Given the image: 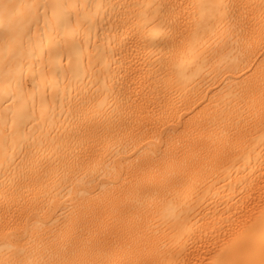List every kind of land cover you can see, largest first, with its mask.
Returning <instances> with one entry per match:
<instances>
[{
    "label": "bare ground",
    "instance_id": "1",
    "mask_svg": "<svg viewBox=\"0 0 264 264\" xmlns=\"http://www.w3.org/2000/svg\"><path fill=\"white\" fill-rule=\"evenodd\" d=\"M0 264H264V0H0Z\"/></svg>",
    "mask_w": 264,
    "mask_h": 264
},
{
    "label": "rangeland",
    "instance_id": "2",
    "mask_svg": "<svg viewBox=\"0 0 264 264\" xmlns=\"http://www.w3.org/2000/svg\"><path fill=\"white\" fill-rule=\"evenodd\" d=\"M244 212H245V210L243 211V213H244ZM212 243H213V241H212ZM212 243L209 245V247H212V246L215 245V244H212ZM218 243H219V242H216V244H218ZM206 244H207V243H206Z\"/></svg>",
    "mask_w": 264,
    "mask_h": 264
}]
</instances>
